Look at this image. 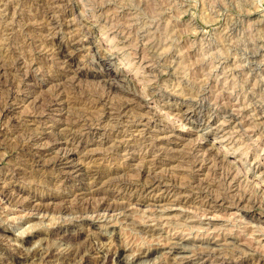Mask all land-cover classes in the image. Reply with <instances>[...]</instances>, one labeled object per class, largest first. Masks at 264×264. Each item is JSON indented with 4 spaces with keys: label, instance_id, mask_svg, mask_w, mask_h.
<instances>
[{
    "label": "rangeland",
    "instance_id": "1",
    "mask_svg": "<svg viewBox=\"0 0 264 264\" xmlns=\"http://www.w3.org/2000/svg\"><path fill=\"white\" fill-rule=\"evenodd\" d=\"M43 18H52L58 23L60 21L61 24H67L68 21L71 23V20L74 24L73 31L69 34V31L63 29L51 30L48 26L45 28L46 23ZM73 34H76L77 39L89 38L92 45L90 44V49L88 45L82 47L83 49L79 47L75 51L76 56L72 64L67 69L62 68L64 64L61 60H65V56L55 53L57 45L53 38L60 37L63 42L71 41ZM40 46L44 48L37 50ZM98 49L105 50L108 54V60L99 68ZM22 56H25L24 59ZM23 60L24 65L21 63ZM30 61L32 63H29ZM34 61H37V65H32ZM4 62L5 66L0 71V100L6 101L4 99L8 98L6 102L13 104L10 119L17 121L15 123L19 127L10 125L3 119L2 122L0 121V186H5L9 196L7 202H0L1 264L40 262L35 260V257L24 260L17 257L19 253L16 239L29 238L28 232L36 228L44 231L57 230L62 235L79 232L81 237L88 236L94 244L100 243L104 246L105 258L95 260L97 264H137V262L138 264H167L166 262L178 264V255L168 253L166 248L161 247L162 245L182 239L187 248L186 255H195L197 250L202 248L199 240L205 238H210L212 241L209 245L212 249L222 250L227 244L232 245L233 249L226 250L227 252L223 250L220 255L205 259L194 258L190 264H264V207L261 205L245 204L241 208L229 204L211 206L202 204L196 196H192L193 199L187 202L175 203L170 200L171 197H168L169 199L161 203L150 201L139 205L135 203L134 198L139 194L143 195L142 192L109 186L103 196L104 200L111 205L121 204L120 206L123 207L108 212L98 210L96 212L98 218L88 223L83 221V217L90 218L95 213L84 211L82 213L85 214L78 212V215L60 209V206L69 202L76 204L79 200L82 204L84 200L80 199L83 195L81 192L87 191L89 187L85 186L86 182H79L75 172L59 179L56 177L57 172L52 173L49 169L39 170L20 155L19 148H14L12 145L13 138L19 134L22 136L24 132L36 130V136H39L37 129L39 131L40 127L43 136L53 135L58 131L55 123L47 126L42 124V126L37 119L32 120L31 115L37 112L36 103L44 99L45 95L51 97L53 93L60 92L59 95L65 99H73L78 103L82 95L92 92L91 89L103 90V79L93 75L96 71L94 68L97 67L102 71L119 73L129 82V85L127 84L129 89L146 98L148 102L145 107L139 109L141 112L150 114L159 110L157 112L161 113L160 117L151 118L146 127L143 126L145 128L139 126L146 129L148 136L159 137L157 142L160 143L155 149L161 147L162 158L154 165L157 171L175 175L179 182L184 183L187 179L185 173L190 169L189 167L186 169L185 166L186 170H182L180 165L171 160V157L182 151L185 152L188 146L195 142L202 145L204 150L219 154L223 166L232 168L239 185H243L239 188L248 186L264 196V114H262L264 113V0H0V63L4 65ZM10 66L11 68L20 66L19 69L25 67L24 74L22 70L20 72L10 70ZM33 69L35 73L37 72L36 77L29 79L28 75ZM59 69H70L68 72L71 73L72 80L69 76L55 78ZM154 70L159 71L160 74L155 76ZM149 73L153 74L148 76ZM153 80L157 84L155 83L156 90L151 95L147 91L150 85H154ZM127 81L125 84L128 83ZM165 91L169 93L173 91L175 98L170 100L165 98L163 95ZM183 93L184 96L189 93V96L201 97L202 100L195 106L201 104L208 110L202 108L201 113L197 114L198 117L182 119L176 116L177 110L190 107L182 101ZM112 96H116V93H112ZM81 103L79 107H84ZM74 106L70 110L74 111L78 108L73 109ZM222 109H228L234 115L233 121L231 120L228 126L222 124L228 119L227 113L225 114ZM134 112L138 111L134 110ZM47 113L49 112H45V115ZM58 113L60 114L57 110H50L49 115L59 118ZM133 113L127 116L128 122ZM132 119L134 120L135 117ZM125 123L117 124L111 129L125 128L128 132L125 134L137 137L139 131L135 129L136 127L127 128ZM28 126L32 129L26 130ZM105 127L110 128V126ZM43 136L37 147L45 143ZM111 140V130L100 129L98 134L90 135L85 140V148L76 154V157L82 158L83 154L88 152L91 156L87 160V166L118 167L124 170V173L130 172L128 169L131 167L140 166L142 159L138 145H131L126 150L111 151L110 148L108 150ZM200 153L202 154L203 151ZM50 156L44 153L37 157L40 160H47ZM14 163H18L19 166H13ZM15 167L22 168V172L20 176L12 177L11 170ZM23 170L43 175L41 178H30L25 176L27 174H23ZM182 171H184L183 175ZM207 172L209 173V169L205 168L196 173L204 177ZM152 195L166 196L162 190H156ZM86 196L90 197V195ZM76 197L80 198L76 199ZM18 201L24 202L25 206H17L21 203ZM35 203H40L42 210L30 212L29 206ZM207 221L210 224L203 223ZM60 238L57 234L42 233L29 238L24 249L33 251L40 245H50L53 252L50 264H57L58 253L69 246V244L65 246ZM237 243L245 244L246 250L234 251ZM154 247L160 249L150 254L149 258L135 260L139 249ZM77 263L82 264L80 261L71 264Z\"/></svg>",
    "mask_w": 264,
    "mask_h": 264
},
{
    "label": "bare ground",
    "instance_id": "2",
    "mask_svg": "<svg viewBox=\"0 0 264 264\" xmlns=\"http://www.w3.org/2000/svg\"><path fill=\"white\" fill-rule=\"evenodd\" d=\"M57 3L60 4V2H57ZM52 4H54V3H52ZM52 4H50V5H52ZM64 8H65V6H64ZM53 9H55V7ZM50 17H52V15ZM64 17H65V15H64ZM57 19H58V17H57ZM41 21H42L43 24L46 23L44 25L45 28H46V26H48L49 27L48 29H51V30L52 29H55V30L63 29L64 31L65 30L69 31V34H70V31H73L72 27L74 26V24L72 23L71 20H70L71 23H69V21L67 23V21H66L67 24H64V23L61 24L60 21L58 23V21H56L55 19H52V18H50V19L45 18L44 19L45 23H44L43 20H41ZM23 27H25V26H23ZM41 29H42V27H41ZM74 31H75V29H74ZM54 33H52V35ZM84 34H86V32ZM75 35L73 34V37H72L71 41H65V42H63L60 37L53 38V41H55V44L57 45V49H56L57 52H55V53L59 54V55H61L63 57L65 56L64 57L65 60H61V61H63V64H64V65L62 64L63 65L62 68L64 67V68L67 69L72 64V62L74 61L75 56H76L75 51H77V49H79V47L82 48L85 45H88V48L89 49L91 48L92 41L89 38L85 37L86 39H84V37H82L80 39H77ZM77 35H78V33H77ZM79 37L80 36H78V38ZM121 40H123V39H121ZM54 46L55 45H53L52 47H54ZM41 48H44V47L40 46V48H38L37 50H39ZM44 50H46V49H44ZM49 52H51V51H49ZM49 52H45V53H49ZM51 53H53V51ZM35 54H33L34 57H35ZM8 55H7V57H9ZM97 55H98L97 59H98V68H99V67H102L104 65V62H106L108 60V54H107V52L105 50H99L98 49ZM3 56H6V55L3 54ZM15 57H17V55ZM24 57H23V59H24ZM4 58H6V57H4ZM39 59L41 61V58H39ZM59 59H60V57H59ZM4 61H7V60H4ZM19 61L20 60H18V62ZM1 62H2V60H1ZM36 62L37 61H34V63L32 65H37ZM21 63H23V65H24V60ZM29 63H32V61H30ZM4 66H5V62H4V65H2L0 63V71L4 68ZM19 67L11 68V66H10V68H11L10 70H13L15 72H20V70H22V74H24L23 71L25 70V67L23 69H22V67H21V69H19ZM27 67H29V66H27ZM27 67H26V69H27ZM57 68H59V66ZM6 69H8V68L6 67ZM34 69H33V71L30 70L31 72L28 75L29 79L30 78L32 79L33 77H36V73L37 72L35 73ZM94 69L96 71H94L93 75L103 79V83H104L103 90H99L100 88L98 89L97 87H96L97 88L96 90H94L95 88L91 89L92 90L91 93H85L82 96L80 95L81 97L79 98V100H78L79 102L78 103L74 102L76 100L73 101V99L72 100L68 99V98L65 99L62 95H59L60 92L59 93H53V95H50V93H49V95L51 97H48L47 95H45L46 97L44 99L40 100L41 102L38 101V103H36L37 106L35 107V110L37 109L36 110L37 112L36 111H35L36 113L32 112L33 113L31 115L33 117L32 120L37 119L38 122H41V125L43 124V125H46V126L48 124H54L55 123V126L58 128V131L55 134H53V135H50V134H46L45 135L44 134L45 136H43L42 135V131L43 130H41L42 128L40 127L39 131L37 129V132L40 133L39 136H36V133H35L36 130L35 131L33 130L32 132L30 131L29 133L24 132V134L22 135L23 137L19 134V136L13 138L14 142L12 143V145L14 146V148L15 147L19 148L20 155L23 156L25 158V160H27V162L30 161L32 163V165L34 164L35 166H37L39 168V170L49 169L52 173L57 172L56 173V177H58L59 179L70 175L72 172H75V175L78 178L77 180L79 182H82V183L86 182L85 186H87V185L89 186L87 188V191L81 192V193H83V195H81L82 198L79 197L80 199L84 200V201L80 200V202L82 201V204L79 203V200H78V203H76V204L70 203L69 202L71 200L70 199L68 201L69 203L67 202L68 204L60 206L61 211H63V212L72 211V212H75L77 214H78V212H79V214H80V212H81V214H85V213H82V212L91 211L92 214L95 213L93 217H90V218H87V217L84 218L83 217V221L90 223V222H94L98 218V216L96 215V212L98 210H107V212H108V211H112V210H116V209L122 208L123 205L120 206L121 204L120 205L119 204L118 205L117 204L116 205H111L110 203H107L104 200L103 196L107 192L106 188L109 187V186H117V187L121 188L122 190H126V191H137V192L139 191V192H142L143 195L139 194V195L135 196V198H134L135 203H137L139 205H142V204L150 202V201H153V202L155 201L156 203L157 202L161 203V202H164L165 200L169 199L170 197H171L170 200H173V202L175 201V203L187 202V201L193 199V198H191L192 196H196L197 199L200 200L199 202H201L202 204H205V205L207 204V205H211V206H220V205H223V204H229V205H234L236 208H241L245 204H247V206H248V204H250L251 206L261 205V206L264 207V196L259 195V193L255 189L250 188V187L248 188V186H247V188H244V187L243 188L242 187L239 188V186H241L242 184L239 185L238 179L236 178L237 177L236 174L233 173V171L231 170L232 168L229 169V166H227L228 168H225L226 166L225 167L223 166L222 159H220V156H218L219 154H213V153H211L210 150H209L210 152L204 150L203 146L198 144V143H195V142L191 143L192 145L190 144V146H188V150L186 149L187 152L186 151L183 152L181 150L182 152H180L178 154H175V156L171 157L172 158L171 160L176 162L178 165H180L182 170L185 169V166H186V169H187V167H189L190 171L188 173L186 171L185 174L187 175V177H186L187 179H186V181L184 183L183 182L182 183L179 182L180 180H177L178 177L175 176V175H172V174L167 173V172H159V171H157L156 167L154 165H155L156 162H158L162 158V152H161L162 149H161V147H158V148L155 149V146L157 147V145H159V143H160V142H157V139L159 137L158 138H157V136L154 137L152 134H150V135H152L154 138H152V136H148L147 133H146L147 131H145L146 129L144 130L143 128L146 127V125L148 124V122H149V120L151 118L160 117L161 113L157 112L159 110L153 111L150 114H148V113L145 114L146 112L145 113L141 112L139 109H141L142 107H145V104L148 101L146 100V98L144 99L143 96L140 93L133 91L131 88L129 89L128 86H127V84L129 85V82L125 78H122V76H120L119 73L112 72V71H104V70L102 71V69H97V67H95ZM68 70L70 71V69H68ZM68 70L59 69V71L55 75L56 76L55 78L61 79V78H64V76H69V79L72 80L70 78V74L71 73L69 74ZM98 70L100 72H98ZM154 71L155 72H153V73H155V76L156 75L158 76V74H160L159 71H156V70H154ZM72 73H73V71H72ZM14 74H17V73H14ZM152 74L149 73L148 76L152 75ZM18 75H19V73H18ZM26 75H27V72H26ZM1 76H2V74H1ZM256 77H258V76H256ZM152 78H153V76H152ZM147 79H149V77ZM16 81H18V80L16 79ZM126 81L128 83L125 84ZM153 81H154L153 82L154 85H150L149 86L147 84L149 86V88H148L149 91H147V92H149L150 94L154 93L155 90H156V84L157 83H156L155 80H153ZM131 82H132V80H131ZM9 83H12V82H9ZM14 86L15 85H13V87ZM70 86H71V84H70ZM10 87H12V86H10ZM16 87H17V85H16ZM91 90H89V91H91ZM134 90H135V88H134ZM165 92L166 93L163 94V95L168 100H170L171 98H175L174 94H172L173 91H172V93H169V91L168 92L165 91ZM73 93H74V91H73ZM112 93H116V96H112ZM163 93H164V91H163ZM176 93H178V92H176ZM189 93H186L185 96H184V93H183L184 98H182L183 99L182 101L184 102V104L186 102L188 107L190 106L191 108L190 107H189L190 109L189 108H183L182 110H177V112L175 113L176 116H178V117H180L182 119L183 118H187V117L191 118V116L198 117L197 114L201 113L202 108H204L205 110H208V109H206V107H202L201 104H199L198 106L196 105L199 108L198 109L195 106V104L199 103L200 100H202V99H200L201 97H192L193 95L189 96ZM8 94H9V92L7 93V95ZM75 94H77V93H75ZM7 99H4V100L7 101ZM14 99H16V98H14ZM6 101H1L0 100V121L2 122V119H3V121H5L6 123H8L10 125H13V126H16V127H19L15 123L17 121L14 122L13 119L12 120L10 119V116H11L10 114L12 112L11 110H12L13 104H11L10 102H9L10 103L9 104ZM209 102H211V101H209ZM79 103H81L84 107H81V106L79 107ZM75 104H78V106H76V107H78L77 109L74 106ZM72 106H74L75 108H73V109H76V110H74V111L70 110V108ZM210 107H211V105H210ZM210 107L208 106L209 109H211ZM224 107H226V106H224ZM50 110L51 111L52 110L53 111L54 110L55 111L56 110L59 111L60 114L59 113L58 114L60 115V117L59 118H57V117L54 118V117H52V115H49L50 114ZM134 110H137L138 112H134ZM222 110L225 112V114L227 113V117H228L226 122H224V120L222 121V122H224L222 124L223 125L225 124L226 126H228L229 122H231V120L233 121L234 115L228 109H222ZM217 111H218V109H217ZM45 112H49V113H47L45 115ZM131 112L132 113L134 112L133 115L131 114V116H132V118L135 117V119L133 120L131 118V120H133V121L130 120L131 121V123H130V121L128 122V120H126V118L129 115V113H131ZM212 112H213V110H212ZM213 113H215V112H213ZM217 114H218V112H217ZM262 114H264V113H262ZM224 117H226V116H224ZM263 119H262V121H263ZM124 122H126L125 124H127L126 125V126H128L127 128L136 127L135 129L139 131L137 133V137H133V136L130 137L131 136L130 134H125V132L127 131L125 128L124 129L122 128L121 130H113L115 125H117V124L118 125L119 124L122 125ZM140 125L142 127L143 126H145V127L139 128ZM240 125L237 124L238 127H240ZM37 126L39 127V125H37ZM105 126H108V127L110 126V128H106ZM226 126H224V128ZM111 128H113V129H111ZM31 129L32 128L31 127L29 128V126H28V129H26V130H31ZM100 129H103V131L104 130L105 131L106 130L107 131L111 130V135H112V140L111 141H112V143L109 145L108 150H109V148H110L111 151H112V149H114V150H126L131 145H133V146H135V144L138 145L140 147V150H141V155L140 156H141V159H142L140 166L138 165V166H134V167H131L130 169H128V171H130L131 173L130 172H125L124 173L123 172L124 170L118 169V167L117 168H115V167L114 168H109V167L108 168H101L99 166H92V167L87 166L86 165L87 160H89V158L91 156L90 154H88V152H86L85 154L82 153L83 154L82 158H80V156L76 157V154H79V152L85 148V146H86V143H84V142H86L85 140H87V138L90 135L98 134ZM16 132H18L17 129H16ZM126 133H128V132H126ZM42 136H43V139H44L43 141H45V143L43 142V144L41 143L42 145L40 147H37V145H39V143H40V140H41ZM125 136H128V137L126 138ZM163 137H165V136H163ZM53 140H55V141H53ZM202 151H203V153L201 154L200 152H202ZM44 153H45V155L49 154L51 156L47 160L46 159L45 160L38 159L37 156H40V155H42ZM172 155H174V154H172ZM138 160H140V159H138ZM15 165L17 166L18 163H14L13 166H15ZM205 168L209 169V173L207 172V175L205 174L204 177H202V176L200 177L197 174L198 171L200 172V171L204 170ZM23 171H24L23 174L24 175L27 174L25 176H28L30 178L31 177L32 178L33 177L34 178L35 177L41 178L42 175H43V174L42 175L36 174L37 172L33 173V171H29V172H27L25 170H23ZM193 171H195V172H193ZM21 172H22V168L15 167V168H13L11 170V176L12 177L20 176ZM183 173H184V171H182L181 174L183 175ZM126 175H129V176L126 177ZM130 175H132V177H130ZM183 178H185V176ZM4 187L0 186V202H7L9 200V196H8V193H7L8 191H6V188H4ZM156 190H162L166 194V196L165 197L164 196H155V195L153 196L152 192H154ZM85 195H90V197L89 198L87 196L85 197ZM79 198L76 197V199H79ZM75 201H77V200H75ZM18 202H21V201H18ZM151 204L153 205V203H151ZM165 204H166V202H165ZM0 206H1V204H0ZM17 206H25V203L21 202V203L17 204ZM29 207L28 208L30 209V212H31V210L32 211L35 210L36 212H39V211L42 210V207H41L40 203H35V205H31ZM204 209H202V211ZM155 214H157V213H155ZM43 215H45V214H43ZM83 216H85V215H83ZM123 217H125V216H123ZM203 223H205L207 225L210 224L209 221L203 222ZM187 224H189V223H187ZM42 233H51L53 235L57 234L58 236L60 235V237H61L60 239L63 241V243H65V246L69 244V246L65 247V249L63 251L58 253V257L56 256L57 259H58L57 264H71L73 262L75 263V261H80L82 264H97L95 262V260L98 261V259H101V258L104 259L105 258L104 246L100 245V243L97 244L98 242L96 244H94L92 242V240L88 236L81 237L79 232H76V233L71 234V235H62L57 230L56 231H54V230L44 231L42 229L36 228V229H34L32 231H29L28 235H29V238H32L33 236H37V235H40ZM29 238L16 239V244L18 246L17 249H18V253H19V254L17 253L18 254L17 257L20 258V259H23V260L27 259L29 257H35L36 258L35 260H39L40 261L38 264H50L51 263V260H50L51 253H53L52 249L49 247L50 245H48V246L47 245L46 246L40 245L39 247L35 248L33 251H26L24 249V247H25V243L29 241ZM199 242L202 244L201 245L202 248H200V250H197V252L195 253L196 256L193 255V254L186 255L185 251H186L187 248H186L185 243L183 242L182 239L181 240L169 241L168 244H165V245H162V246L160 245V246L163 247V248H166V251L168 253L175 254L176 256L178 255L177 256L178 257L177 260H179L178 264H190V263H192L194 258L195 259L196 258H204L205 259V258H208V257L213 256V255H216V256H217V254L220 255V253L223 252V250L226 251V250L233 249V247H231L232 245L230 246V244H227V245L224 244L226 246H224L222 248V250L212 249L209 246L212 243L210 238L200 239ZM13 243H15V242H13ZM63 243H61V244L64 245ZM62 245H60V246H62ZM0 247H1V242H0ZM246 248L247 247H246L245 244H238L237 243L236 244V249L234 251H237V252H242L243 251L244 252V250H246ZM59 249H60V247H59ZM158 249H160V247L147 248V249H141V250L139 249L138 253L136 254V259L135 260L147 258L153 252H155V251L157 252ZM166 263L168 264V262H166ZM174 263H176V262H174ZM33 264H37V263H33ZM77 264H79V263H77ZM137 264H138V262H137Z\"/></svg>",
    "mask_w": 264,
    "mask_h": 264
}]
</instances>
